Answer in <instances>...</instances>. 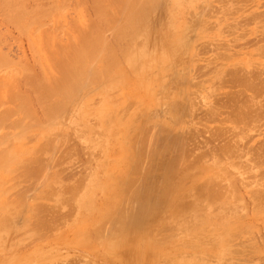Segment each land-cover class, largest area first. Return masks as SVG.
Here are the masks:
<instances>
[{
  "label": "rangeland",
  "instance_id": "374dc122",
  "mask_svg": "<svg viewBox=\"0 0 264 264\" xmlns=\"http://www.w3.org/2000/svg\"><path fill=\"white\" fill-rule=\"evenodd\" d=\"M174 2L155 5L109 64H86L69 95L44 79L47 100L31 109L15 58L52 65L47 28L0 22V51L13 55L0 63V264H264V90L246 111L250 92L216 76L251 54L264 82V0ZM83 9L63 11L64 41L80 38ZM170 21L171 47L159 39ZM148 35L168 54L150 69ZM75 110L80 123L67 119ZM138 206L136 224L118 223Z\"/></svg>",
  "mask_w": 264,
  "mask_h": 264
},
{
  "label": "bare ground",
  "instance_id": "6f19581e",
  "mask_svg": "<svg viewBox=\"0 0 264 264\" xmlns=\"http://www.w3.org/2000/svg\"><path fill=\"white\" fill-rule=\"evenodd\" d=\"M72 1H74L75 4L77 3L78 5H82L84 8L83 9L84 11H81L80 13H78L79 11H77L76 13L77 16L75 17L76 19L73 20L72 21L73 24H71L72 26H80L82 31L79 32L80 38L78 40H74L72 35H70V38L68 39L65 38V40L67 41H64L62 39L63 35L62 36L60 35L63 29H59V28L62 27L61 26L62 19L65 18L64 16H62L63 11L68 9ZM174 1H175L173 3L174 6L179 5V2H177V0ZM160 2H162V0H0V22L2 24L6 26L8 25L9 27L12 26L16 30L17 29L24 30L32 26L46 27L47 28L46 37L48 38L47 40L50 42L52 49L50 51V54L53 57L52 58L53 64L48 66L47 68H40L39 73L42 75H40L36 70L30 69L34 65H28L30 64V61H28V59L26 60V57L24 58L23 54L20 55L21 58L19 57L15 58L17 64L20 67V72H23V75H26L25 87L29 91L28 101H25L23 106L26 109H31L34 107L33 103L41 104L47 100L46 95L45 97H43L38 92V89L46 86L44 79H46L47 84H49L53 89H55L53 93L58 98H61L62 96L60 92V88H57L58 86H63V91L66 93L65 96L69 95V91L71 87L75 89L77 87L79 88L81 84L84 81H86V79L84 78L85 75L81 78V73L83 68L85 69L87 67L86 64H90L93 61V59H95L96 57L106 58V61L109 64V60L112 59V57L115 56L116 53H118L123 42L132 41L133 38L131 37L144 31V29L148 24L147 21L150 18L149 11L152 10L154 6ZM74 7H75L74 9H76L77 6ZM218 21L220 20L218 19ZM72 22L70 21V23ZM220 24L221 23H218L216 28L221 26ZM168 25L170 32L162 35V37L159 39H161L160 41L165 40L166 43L171 44L169 45L171 47L178 43V36L180 34L177 30L175 32L174 30H171L174 26L173 22L170 21ZM1 37L2 35L0 34V39ZM107 39H109V41L105 43ZM154 40L155 39L151 38V35L145 37V44L149 43V48L146 52L142 54V57L145 59V63H147L145 67H147L148 69H150L154 65L155 60H163L168 57V54L166 52H163L160 48L158 50V51L161 50L160 53L156 52L155 49L156 41ZM95 47L98 48L99 52L94 50ZM256 50L258 49L256 48ZM10 53H11L10 50H7L4 53L0 51V63L10 62V59L13 58L12 57L13 55L11 56ZM139 54L137 53L136 56L134 57L135 63L140 62L141 56ZM260 56H262V54H260ZM250 57L248 61L247 58H245L244 60L243 58L242 59L239 58L240 60L238 61V64H231V65L229 64L226 67L224 65L223 67L220 68V72L216 75L217 77H219L221 74L227 73V77L229 78L228 82L229 84L231 83L230 87H232L233 85L235 87H240L241 92L239 88H237V90L239 89V93L241 95H243L245 91L250 92V95L247 96L245 94L243 95L248 99V101H245L246 98L244 97H242L244 98L243 99L244 101L241 100L243 102L242 108H245V110L247 109V107L248 108L250 107V109L254 110L253 106L258 105L260 103L261 104L264 103V102L262 103L263 100H261V96L259 98L261 100V101L259 100V103L257 100L258 98L257 94L259 95L260 91L264 90V82H261V84H259L258 82L259 80L258 73L260 72L258 69L259 67L257 68L255 66L256 63L254 64L250 60ZM70 63L72 64L69 65ZM75 65H79V66L76 67ZM258 65L261 66L260 64ZM257 70L258 73L255 72ZM57 71H59V73ZM54 72L57 73L60 79H53L52 73ZM94 73L97 76L104 75L103 73L100 72H94ZM259 88L262 89L259 90ZM236 93H238V91H236ZM254 93L257 98H254L255 97ZM263 93L264 91L262 92V94ZM235 103L238 104L237 102ZM260 107L262 108V105H260ZM237 108H239V110L242 109L241 107L237 106L235 110ZM44 110L46 114H49L51 111V107H47ZM102 111L103 109L102 110L97 109L94 111V112H98V114L95 117L99 122H101V119L104 116V113H102ZM212 111L210 110L209 112L211 113L210 115H213L214 112ZM246 111H242V113L244 114V112ZM251 111L252 110H250L249 113H251ZM238 112L235 111V113ZM253 112L254 111H252L251 114L252 116L254 114ZM234 114L232 116H234ZM240 115L241 117H237V118H242L243 115L242 114ZM66 116L67 119H69L71 122H73L74 120L77 121L78 123L83 121L78 111L76 110L67 114ZM232 116H231L232 118L231 120H233L234 118ZM245 120L239 119V121L237 120L236 122H239V124H241L240 122ZM237 124L235 123L234 126H237ZM241 134L242 133H240V135ZM231 150L232 148H230V151ZM128 211L126 212L129 215H126L127 217L125 219H122L119 216L120 222L118 223L121 224L122 226L125 225L129 226L132 224H136V216L139 215L140 208L138 206V208L134 210L136 214L133 213V209L132 211L130 210ZM223 241L224 239L221 237L219 244L223 243ZM226 241L227 240H225V242ZM225 258L226 255L221 254L219 260L223 262Z\"/></svg>",
  "mask_w": 264,
  "mask_h": 264
}]
</instances>
